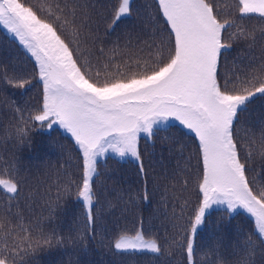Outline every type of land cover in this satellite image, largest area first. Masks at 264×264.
Segmentation results:
<instances>
[{
  "label": "snow or ice",
  "instance_id": "snow-or-ice-1",
  "mask_svg": "<svg viewBox=\"0 0 264 264\" xmlns=\"http://www.w3.org/2000/svg\"><path fill=\"white\" fill-rule=\"evenodd\" d=\"M132 2L0 0V25L18 38L35 64L29 71L0 60V81L20 89L21 95L35 87L33 80L41 87L36 104L3 101L12 122L0 130V144H30L33 131L54 126L70 134L76 156L65 151V163L51 174V184L41 181L44 192L38 195L49 212H66L70 197L83 206V229L76 239L85 245L95 239L98 224L106 230L103 216L94 214L103 195L97 188L99 159L109 153L134 158L143 194H113L126 204H136L137 198L147 201L141 134L152 137L162 124L177 121L194 134V150L187 157L181 152L175 164L164 167L160 178L166 183L157 184L153 177L175 235L161 237L138 217L131 229L117 224L111 248L163 255L174 245L187 264H202L198 254L212 257L207 264H264V121L241 119L256 97H264V44L260 55L255 51L264 41V26L249 29L239 23L264 21V0H154V14L124 32L123 43L118 39L107 47L101 24L107 25L106 34L114 32L131 15ZM233 43H243L247 51L245 62L229 66L224 52ZM193 168L195 202L183 195ZM23 183L15 161L0 155V192L8 196L0 205V264H28L25 258L37 250L63 243L45 233L39 220L24 223L19 203H11ZM104 203L115 207L110 200ZM214 206L232 213L245 210L253 218V232L238 234L234 246L199 248L196 234Z\"/></svg>",
  "mask_w": 264,
  "mask_h": 264
},
{
  "label": "trees",
  "instance_id": "trees-1",
  "mask_svg": "<svg viewBox=\"0 0 264 264\" xmlns=\"http://www.w3.org/2000/svg\"><path fill=\"white\" fill-rule=\"evenodd\" d=\"M33 3L43 4L44 0H32ZM103 2V0H101ZM103 11V9H101ZM155 12L154 0H133L131 6V15L123 18V22L114 32L105 33L107 25L101 24L100 37L107 47H111L114 41L120 40L123 43V33L138 27L148 13ZM241 26L251 29L252 27L264 26V21L258 19L243 20L239 22ZM261 44L256 45V54H261ZM246 49L243 43H233L231 49L225 50L224 56L228 65L233 61L242 64L246 56ZM0 60L10 61L17 66L23 67L29 71L35 68L34 59L25 51L19 41L10 35L0 25ZM112 70V69H110ZM125 71H127L125 69ZM35 87L27 90L26 95H21V90L11 88L0 81V130L10 126L12 122V113L3 101L15 100L18 104H36L40 100L41 87L33 80ZM241 119H246L253 124L264 121V97H256L255 102L249 104L248 111L242 114ZM3 131H0V137ZM31 143L16 145L11 141L0 144V155L5 160L15 161L20 169V174L24 179L20 196L11 201L19 203L21 215L24 223L34 224L40 221L41 228L45 233L54 234L63 239L61 245H56L50 249L37 250L34 255L25 258L28 264H187L185 255L174 245L170 247V254L165 252L163 255L153 253L123 254L117 253L110 246V240L113 235V229L119 226L132 228V221L142 217L146 227H151V231L161 237L167 236L170 240L174 235L171 224L164 215V207L161 204L160 192L153 188V177L155 183L164 184L166 181L160 178L164 167L175 164L183 152L185 157L189 156L194 150V134L190 133L182 125L172 123L167 127L160 128L156 135L150 138H140L141 157L145 169L148 173V200L144 201L137 198L136 204L118 201L113 194H126L131 192L134 196L143 194L144 180L139 173L137 162L132 160H123L114 156H108L98 161V169L102 173L97 182V188L103 193L100 196V206L94 209V214L99 211L103 216V222L106 230H102L99 224L96 227L95 239H87L85 245L76 239L78 233L83 229L84 208L82 205L73 203L74 197H70L64 207L66 212L56 209L52 212L48 210V204L45 198L38 193L44 192V181L51 184L55 179L56 169H59L65 163V151L71 152L76 156L70 134L64 132L59 127L51 130H39L31 133ZM63 145V148H61ZM257 171H260V160L256 158ZM183 166L184 161H180ZM192 164H195L193 159ZM163 165V167H162ZM189 175V190L184 193L185 197H191L196 200L194 176ZM51 175V179L49 176ZM55 189L53 188V195ZM110 200L115 205L109 209L104 203ZM125 200L127 196L125 195ZM8 201V196L0 192V205ZM254 230L253 218L245 211L235 213L225 208H216L206 218V224L198 229L195 237L196 245L209 251L213 247H222L235 245L238 234H250ZM253 239L258 237L253 236ZM163 243V241H161ZM197 260L202 264H207L212 257H201L197 255ZM257 260H260L259 255Z\"/></svg>",
  "mask_w": 264,
  "mask_h": 264
},
{
  "label": "rangeland",
  "instance_id": "rangeland-1",
  "mask_svg": "<svg viewBox=\"0 0 264 264\" xmlns=\"http://www.w3.org/2000/svg\"><path fill=\"white\" fill-rule=\"evenodd\" d=\"M3 28H4V26L3 25H1ZM5 29V31L6 32H8L10 35H12L13 37H15L12 33H10L6 28H4ZM16 38V37H15ZM17 40H18V38H16ZM19 41V40H18ZM26 51V50H25ZM27 52V51H26ZM29 54V53H28ZM30 55V54H29ZM172 123H178L179 124V122H177V121H174V120H169L168 122H167V124H162L161 126H160V128H164V127H167V126H169L170 124H172ZM55 127V126H54ZM184 127V126H183ZM185 128V127H184ZM62 129V128H61ZM186 129V128H185ZM63 130V129H62ZM64 131V130H63ZM189 131V130H188ZM65 132V131H64ZM141 137H144V138H150V137H148V136H146L145 134H141ZM108 156H114V157H117V158H120V157H118V156H116L115 154H112V153H109V154H107V156L106 157H108ZM106 157H103V158H100L99 159V161L100 160H103V159H105ZM121 159V158H120ZM123 160H132V161H135V159L134 158H131V157H126V158H123ZM136 162V161H135ZM216 208H225L224 206H218V207H215L214 206V208L213 209H216ZM237 211H245V210H243V209H238ZM236 211V212H237ZM231 212V211H230ZM246 212V211H245ZM201 228V227H200ZM199 228V229H200Z\"/></svg>",
  "mask_w": 264,
  "mask_h": 264
}]
</instances>
